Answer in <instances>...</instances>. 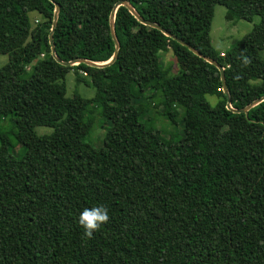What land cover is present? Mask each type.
<instances>
[{
    "label": "trees",
    "instance_id": "obj_1",
    "mask_svg": "<svg viewBox=\"0 0 264 264\" xmlns=\"http://www.w3.org/2000/svg\"><path fill=\"white\" fill-rule=\"evenodd\" d=\"M120 0H0V264H264V101L226 108L220 73ZM138 15L223 68L233 109L264 97V0H123ZM216 4L227 20L259 22L226 52L209 37ZM36 13L35 24L29 19ZM182 71L161 80L162 52ZM242 57L251 62L245 66ZM94 89L66 97L64 78ZM159 96L176 138L146 124L140 103ZM213 97L212 105L207 97ZM107 129L85 140L91 108ZM179 117V118H178ZM103 128L102 124H100ZM35 127L52 129L38 136ZM17 144L24 151L17 158ZM109 221L85 237L84 208Z\"/></svg>",
    "mask_w": 264,
    "mask_h": 264
},
{
    "label": "rangeland",
    "instance_id": "obj_2",
    "mask_svg": "<svg viewBox=\"0 0 264 264\" xmlns=\"http://www.w3.org/2000/svg\"><path fill=\"white\" fill-rule=\"evenodd\" d=\"M260 8H264V3ZM227 9L223 5L216 4L213 9L212 19L210 23L209 37L211 44L218 52H226L239 42L245 35L249 34L255 24L259 22V17L255 15L252 21L245 20H227ZM29 19L32 24H35L39 20V16L36 13H30ZM260 58L264 61V50L260 52ZM8 61V55H0V68L4 66ZM161 61V80L173 79L179 72L182 71L181 66L177 63L175 57L171 51L162 52L160 54ZM64 84L66 89V97H71L74 94H78L82 98L91 99L95 92L90 86L84 84H77L75 81V75L72 71L66 74L64 78ZM207 100L213 105L215 99L213 97H207ZM140 105V111L143 116V120L146 124L153 125L154 128L160 131L161 135L166 138H177L182 130L181 119L177 120V123L172 125L165 117V108L161 104L160 97H155L153 104L147 106L146 102H142ZM91 119L92 130L89 137L85 140L93 148L98 149L102 145V139L107 129V124H104V120L101 117L99 109L95 106H91ZM179 118V117H178ZM105 126L104 128L100 125ZM34 132L38 136L48 135L52 132V129L47 127H35ZM17 149V158H20L23 154V147L17 144H13Z\"/></svg>",
    "mask_w": 264,
    "mask_h": 264
},
{
    "label": "water",
    "instance_id": "obj_3",
    "mask_svg": "<svg viewBox=\"0 0 264 264\" xmlns=\"http://www.w3.org/2000/svg\"><path fill=\"white\" fill-rule=\"evenodd\" d=\"M50 2H53V0H49ZM55 9H54V13H53V18H52V26H51V30L50 33L48 35V41H49V46H50V54L52 56V58L58 63L61 64L63 66L66 67H70V66H74V65H78L80 63H83L87 66L90 67H96V68H104L106 66H109L110 64H112L113 62H115L118 52H119V43L116 39L115 33H114V18H115V13L118 7L120 6H124L125 8L128 9V11L130 12L131 15L134 16V18H136L141 24L148 26L150 28H154L159 30L160 32H162L164 35H166L167 37L171 38L172 40H174L176 43L184 46L185 48H187L190 52H192L194 55H196L197 57L203 59L205 62L213 65L215 68L218 69L219 73H220V79H221V85H222V92L226 97V108L229 109L230 111L234 112V113H247L249 109H251L252 107L256 106L257 104H259L260 102L264 101V97L257 99L255 101H253L251 104H249L247 107H245L244 109H240V110H236L233 109L230 105V98L225 86V79H224V74H223V68L218 65L214 60L210 59L209 57H206L204 55H202L201 53H199L197 50H195L194 48H192L190 45H188L187 43H185L184 41L178 39L177 37L173 36L172 34H170L169 32H167L166 30H164L163 28H161L160 26L147 22L144 19H142L138 13L135 11V9L132 7V5L129 2L120 0L118 2L115 3L113 10L110 14L109 17V28H110V34L112 37V40L114 42V53L112 55V57L110 58L109 61L105 62V63H95V62H91V61H87V60H77V61H72V62H62L55 54V48H54V43H53V38H52V31L55 28L57 19H58V14H59V10L60 7L58 4H55Z\"/></svg>",
    "mask_w": 264,
    "mask_h": 264
},
{
    "label": "clouds",
    "instance_id": "obj_4",
    "mask_svg": "<svg viewBox=\"0 0 264 264\" xmlns=\"http://www.w3.org/2000/svg\"><path fill=\"white\" fill-rule=\"evenodd\" d=\"M251 61L242 57V63L247 66ZM110 217L104 205H97L91 208H84L78 216V224L84 229L85 237L91 239L93 233L98 231L102 225L107 224Z\"/></svg>",
    "mask_w": 264,
    "mask_h": 264
}]
</instances>
